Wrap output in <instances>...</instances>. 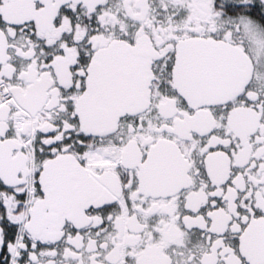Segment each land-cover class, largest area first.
Returning a JSON list of instances; mask_svg holds the SVG:
<instances>
[{"label": "snow or ice", "instance_id": "snow-or-ice-1", "mask_svg": "<svg viewBox=\"0 0 264 264\" xmlns=\"http://www.w3.org/2000/svg\"><path fill=\"white\" fill-rule=\"evenodd\" d=\"M0 264H264V0H0Z\"/></svg>", "mask_w": 264, "mask_h": 264}]
</instances>
